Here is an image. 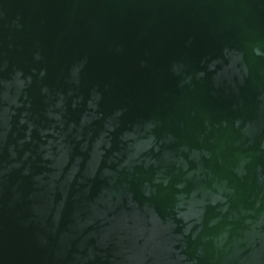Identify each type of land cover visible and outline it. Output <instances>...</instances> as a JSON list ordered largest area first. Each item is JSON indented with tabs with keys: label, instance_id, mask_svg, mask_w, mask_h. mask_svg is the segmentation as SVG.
Returning <instances> with one entry per match:
<instances>
[{
	"label": "water",
	"instance_id": "obj_1",
	"mask_svg": "<svg viewBox=\"0 0 264 264\" xmlns=\"http://www.w3.org/2000/svg\"><path fill=\"white\" fill-rule=\"evenodd\" d=\"M0 264H264V0H0Z\"/></svg>",
	"mask_w": 264,
	"mask_h": 264
}]
</instances>
